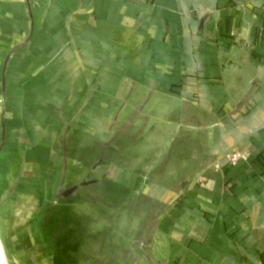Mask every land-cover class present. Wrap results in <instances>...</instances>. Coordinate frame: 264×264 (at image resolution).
<instances>
[{"label":"crops","instance_id":"0c3cea01","mask_svg":"<svg viewBox=\"0 0 264 264\" xmlns=\"http://www.w3.org/2000/svg\"><path fill=\"white\" fill-rule=\"evenodd\" d=\"M110 119L142 121L155 174L86 176L145 140L115 134L88 164ZM17 159L16 179L54 176L48 229L69 202L62 240L49 230L56 253L84 244L74 202L107 206L136 176L131 196L158 206L149 238L125 246L139 262L264 264V0H0V184Z\"/></svg>","mask_w":264,"mask_h":264},{"label":"rangeland","instance_id":"374dc122","mask_svg":"<svg viewBox=\"0 0 264 264\" xmlns=\"http://www.w3.org/2000/svg\"><path fill=\"white\" fill-rule=\"evenodd\" d=\"M135 124V128H138L135 131L131 130L132 128H127L128 124H124L123 122H120L115 128L114 120L111 119L96 125L97 130L100 128L104 130L103 132L107 133H104L105 135L97 142L89 139L91 141L90 143L87 139L90 144L87 150L93 151V154L86 158L88 164L95 161L101 143L113 142L115 134H129L132 141L134 132L138 131L139 134L145 136V140L135 147H125V152L120 154L121 156L116 160L117 163L115 164L114 151L107 149L104 153V163L97 168L94 175L89 174L87 169L86 176L90 177V179L97 176H104L111 169V175L112 172H123L124 170L140 173L152 171V175L158 171L155 168H145L147 165L154 164L152 158L155 153L154 148L156 149L157 145L155 142L153 143L151 137L149 139V136L144 134L142 121H138ZM87 140L84 139V141ZM95 143H97V151L94 149ZM20 164L21 162L18 159L13 161V177H9L0 184V189L4 196L8 195L7 191L11 188L9 185L10 181L13 182L16 179V170ZM165 179H168V175H165ZM17 180L16 190L14 189L15 194L12 195V198L9 196L11 194H9L6 201L20 227L19 231L26 255L24 258V261H26L25 264H109L106 262L110 260H114V264H133L130 263L131 257L130 254H127L126 250L129 253L133 252L134 264L142 261L144 256L137 248H134V250L133 248L127 249L125 246L128 245L130 247L133 245L135 247L140 240L139 234L142 227L147 225L146 217H143L147 210H149L146 199L131 196L126 198V200L124 199L123 202L120 200H118L120 202L110 200L111 203L109 204L108 202L107 206H102L100 203L93 206L95 202L93 199H90L101 196L99 193H96L94 197L89 198V202L85 201L86 204L82 206L79 202H74L71 207L72 215L86 217V221L81 225V228L85 229L86 227V230L81 229L82 232L79 234L82 237L80 243L84 244L79 249L77 248L75 251H72L73 253H70L71 250L67 249V254L65 253L63 255L59 250L56 253L50 240L52 233L49 230H58L64 219L70 220V213L67 212L69 202L62 203L55 211L57 216L51 217L52 222H55L53 228L48 229L46 225L48 209L52 203L50 192H52L51 190L55 185L51 183L54 182V176L50 177V182L47 170L43 169L42 174L41 172L35 173L31 178H21L18 176ZM162 187L164 186L162 185ZM151 188H153L151 191L154 189L157 190V186L151 185ZM82 194L84 196L87 193ZM151 195H154L153 192H151ZM108 198L110 199V196ZM156 236L154 234L152 238L157 242L158 239ZM112 249H114V256L111 254ZM155 251L157 252L158 249H155ZM8 258L10 259L11 257ZM138 264L146 263L139 262Z\"/></svg>","mask_w":264,"mask_h":264},{"label":"water","instance_id":"95a60500","mask_svg":"<svg viewBox=\"0 0 264 264\" xmlns=\"http://www.w3.org/2000/svg\"><path fill=\"white\" fill-rule=\"evenodd\" d=\"M76 188L67 191L64 195H69ZM20 227L16 219L10 214L8 206L4 199L0 197V246L5 253L7 264H25L24 244L21 239ZM14 247V248H13ZM15 249V250H14ZM8 257H11L10 259ZM2 263V254L0 252V264Z\"/></svg>","mask_w":264,"mask_h":264},{"label":"trees","instance_id":"16d2710c","mask_svg":"<svg viewBox=\"0 0 264 264\" xmlns=\"http://www.w3.org/2000/svg\"><path fill=\"white\" fill-rule=\"evenodd\" d=\"M172 91H175L174 89H172ZM138 180L136 176L133 177V180L131 181V183H129V185H125L124 187L120 186V185H117V184H114V201H122L128 197H131V189L133 187V184L135 183V181ZM118 201V202H120ZM148 205H149V211L151 213V215L147 218L146 222H147V225L148 227L145 229L143 228L141 231H140V239H142L143 237H148L149 238V235L152 234V228L153 226L155 225V223L157 222V218H156V215H157V211H158V206L155 202L149 200V199H146ZM63 226V225H62ZM64 236V233H63V227H60V232L58 234V241L59 240H62ZM60 252H62V248L60 247Z\"/></svg>","mask_w":264,"mask_h":264},{"label":"built area","instance_id":"2783aa9c","mask_svg":"<svg viewBox=\"0 0 264 264\" xmlns=\"http://www.w3.org/2000/svg\"><path fill=\"white\" fill-rule=\"evenodd\" d=\"M240 160H245V156H243L239 152H235V153L232 154V156H231V162L233 164H236Z\"/></svg>","mask_w":264,"mask_h":264},{"label":"bare ground","instance_id":"6f19581e","mask_svg":"<svg viewBox=\"0 0 264 264\" xmlns=\"http://www.w3.org/2000/svg\"><path fill=\"white\" fill-rule=\"evenodd\" d=\"M0 241H1V239H0ZM0 252L2 254V263L1 264H7L6 261H5V258H4L5 253H4V250H3L2 246H0Z\"/></svg>","mask_w":264,"mask_h":264}]
</instances>
